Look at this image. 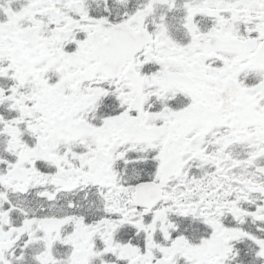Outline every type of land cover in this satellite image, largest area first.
Masks as SVG:
<instances>
[{"label":"snow or ice","instance_id":"1","mask_svg":"<svg viewBox=\"0 0 264 264\" xmlns=\"http://www.w3.org/2000/svg\"><path fill=\"white\" fill-rule=\"evenodd\" d=\"M0 264H264V0H0Z\"/></svg>","mask_w":264,"mask_h":264}]
</instances>
